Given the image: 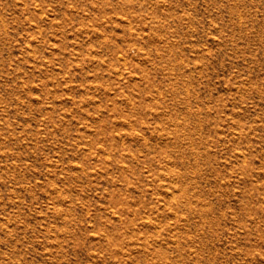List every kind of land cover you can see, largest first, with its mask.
Returning <instances> with one entry per match:
<instances>
[{"label": "rangeland", "instance_id": "374dc122", "mask_svg": "<svg viewBox=\"0 0 264 264\" xmlns=\"http://www.w3.org/2000/svg\"><path fill=\"white\" fill-rule=\"evenodd\" d=\"M0 264H264V0H0Z\"/></svg>", "mask_w": 264, "mask_h": 264}]
</instances>
